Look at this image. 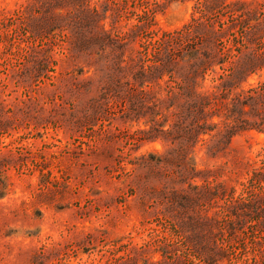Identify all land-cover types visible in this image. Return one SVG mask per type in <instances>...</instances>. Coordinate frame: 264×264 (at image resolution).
<instances>
[{
	"label": "rangeland",
	"instance_id": "obj_1",
	"mask_svg": "<svg viewBox=\"0 0 264 264\" xmlns=\"http://www.w3.org/2000/svg\"><path fill=\"white\" fill-rule=\"evenodd\" d=\"M33 1L0 0V264H101L117 242H152L148 257L157 260V240L173 244L178 264H205L221 247L228 257L218 264H264V223L245 233L233 230L235 216L215 225L230 197L212 204L207 194L215 185L242 193L264 165V129L242 130L213 151L217 143L183 139L175 109L112 94L117 78L133 80L132 70L113 68L118 53L131 63L146 38L182 28L195 0H159L155 15H144L141 0L120 18L111 16L118 0ZM94 7L114 37L141 15L149 27L121 51L102 50L94 26H84ZM72 42L86 50L77 54ZM262 81L264 70L243 86Z\"/></svg>",
	"mask_w": 264,
	"mask_h": 264
},
{
	"label": "trees",
	"instance_id": "obj_2",
	"mask_svg": "<svg viewBox=\"0 0 264 264\" xmlns=\"http://www.w3.org/2000/svg\"><path fill=\"white\" fill-rule=\"evenodd\" d=\"M140 1L118 0L116 14H112V18L131 17L130 8L134 12V6ZM46 2L48 4L45 6ZM146 2L149 8H143L144 15H155L162 4L159 0ZM32 3L38 4L39 0ZM40 3V7H47L51 2L43 0ZM94 8L88 9L92 14L86 16L84 26H94L89 32L103 39L102 50L110 47L111 50L121 51L122 41L130 36L142 37L136 31L149 27L144 15H141L142 19L131 27V31L114 37L111 31L102 27L100 19L92 17L100 16L97 7ZM109 9L107 6L103 17L107 16ZM80 11L85 13L84 10ZM56 21V18H52L47 30L53 31L58 25ZM251 22L255 24L251 25ZM154 38L150 41L146 38L143 48L131 63H127L124 55L120 54L123 51L118 53L113 68L121 74L132 70L133 80L117 78L113 95L124 102L129 101L130 105L137 103L136 100L145 103L149 99L154 106L175 109V127L181 130L183 139L192 140L195 144L217 143L219 146L210 145L213 151L218 148L217 151L224 150L233 136L242 130L264 129V81L243 86L251 75L264 70V0L256 1L253 6L251 1L246 0H195L192 17L182 28L165 31ZM72 45L77 54L86 50L83 46H76L75 42ZM132 85L134 88L137 85V88L133 89ZM157 85L161 93H165L164 98L155 91ZM215 118H219V121ZM257 182H264V165L261 169H252L248 180L242 183L243 191L238 196L235 195L236 187L210 186L207 194L212 204L230 197V202L222 206L223 210L217 211L221 218L210 220L215 225H221L227 217L235 216L237 222L231 225L236 233H245L248 227L254 228L264 223V187L261 186L255 193ZM185 200L192 202L190 198ZM157 241L158 250L155 251L161 252V258L157 260L148 257L152 242L133 247L117 242L106 262L101 264H137L139 259L143 264H178L181 260L178 252L174 259L169 255L173 244ZM220 250L221 253L214 251L208 258L200 257L204 259L201 261L218 264V259L228 257L225 247Z\"/></svg>",
	"mask_w": 264,
	"mask_h": 264
}]
</instances>
